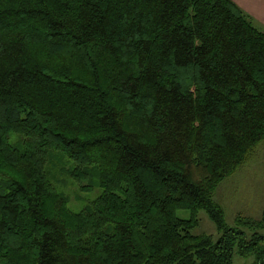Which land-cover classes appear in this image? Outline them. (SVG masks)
<instances>
[{
    "label": "trees",
    "instance_id": "trees-1",
    "mask_svg": "<svg viewBox=\"0 0 264 264\" xmlns=\"http://www.w3.org/2000/svg\"><path fill=\"white\" fill-rule=\"evenodd\" d=\"M263 141L264 30L233 0H0V264H264V211L214 199Z\"/></svg>",
    "mask_w": 264,
    "mask_h": 264
},
{
    "label": "rangeland",
    "instance_id": "rangeland-1",
    "mask_svg": "<svg viewBox=\"0 0 264 264\" xmlns=\"http://www.w3.org/2000/svg\"><path fill=\"white\" fill-rule=\"evenodd\" d=\"M260 29L262 26L256 24ZM69 185L60 189H65L66 193L71 197L70 206L76 211H80L84 206V202L89 199L88 193L83 194V200L75 197L81 192L77 184L72 183V179L68 178ZM61 189V190H62ZM91 194V193H90ZM96 193L93 194V196ZM87 196V197H86ZM214 199L220 204L224 213L226 222L229 226H235L238 216L261 219L264 211V141L256 149L252 159L244 164L235 174L224 179L218 186ZM178 214L182 217L189 218L190 211L179 210ZM200 224L194 229V233H207L218 240L221 233L215 222L209 217L205 210L199 212ZM264 234V229L262 230ZM245 261L239 255H235L234 264ZM250 258L247 262L251 263Z\"/></svg>",
    "mask_w": 264,
    "mask_h": 264
},
{
    "label": "crops",
    "instance_id": "crops-1",
    "mask_svg": "<svg viewBox=\"0 0 264 264\" xmlns=\"http://www.w3.org/2000/svg\"><path fill=\"white\" fill-rule=\"evenodd\" d=\"M246 13H248L256 24L264 28V0H233ZM237 264H251L240 261Z\"/></svg>",
    "mask_w": 264,
    "mask_h": 264
}]
</instances>
